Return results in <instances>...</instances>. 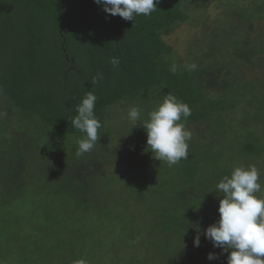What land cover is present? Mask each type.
Returning a JSON list of instances; mask_svg holds the SVG:
<instances>
[{"label": "trees", "instance_id": "16d2710c", "mask_svg": "<svg viewBox=\"0 0 264 264\" xmlns=\"http://www.w3.org/2000/svg\"><path fill=\"white\" fill-rule=\"evenodd\" d=\"M156 7L132 22L93 0H0V264H227L204 230L234 168L264 186V0ZM182 24L198 29L184 59L169 42ZM88 91L102 126L77 157ZM167 93L191 109L171 167L128 118L138 107L143 124Z\"/></svg>", "mask_w": 264, "mask_h": 264}, {"label": "clouds", "instance_id": "9594fccd", "mask_svg": "<svg viewBox=\"0 0 264 264\" xmlns=\"http://www.w3.org/2000/svg\"><path fill=\"white\" fill-rule=\"evenodd\" d=\"M104 13L119 16L125 21H132L136 16H148L157 10L160 0H93ZM110 63L119 65V59L112 57ZM197 65H188L189 71H195ZM175 72V68L172 69ZM102 79L100 74L93 78V83ZM96 95L88 91L81 103L76 106V115L71 119L72 126L84 133L75 152L77 157L93 150L100 136V121L94 114ZM141 109L130 108L129 121L133 127L142 125L146 133V151L152 153L157 161H164L170 167L178 164L188 155V143L191 133L186 130V121L191 115L190 107L167 93L155 110L148 113V119L139 124ZM132 127V128H133ZM260 172L254 166L236 167L230 176H224L216 185L222 193L219 199L218 220L204 230V237L214 248L228 252L227 264H264V199L255 194L261 192ZM200 237L195 236L193 245L199 247ZM209 261L217 259L214 253L206 257ZM77 264H85L78 261Z\"/></svg>", "mask_w": 264, "mask_h": 264}, {"label": "rangeland", "instance_id": "374dc122", "mask_svg": "<svg viewBox=\"0 0 264 264\" xmlns=\"http://www.w3.org/2000/svg\"><path fill=\"white\" fill-rule=\"evenodd\" d=\"M197 33L198 29L189 24H182L173 31L169 42L181 58H185V49L188 45L191 46L194 43L193 39L197 36Z\"/></svg>", "mask_w": 264, "mask_h": 264}]
</instances>
